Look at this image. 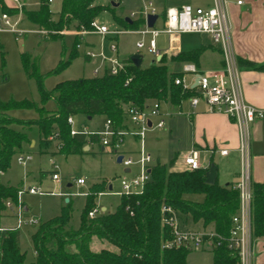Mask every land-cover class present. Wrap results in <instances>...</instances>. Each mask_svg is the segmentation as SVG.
Listing matches in <instances>:
<instances>
[{"label": "trees", "instance_id": "trees-1", "mask_svg": "<svg viewBox=\"0 0 264 264\" xmlns=\"http://www.w3.org/2000/svg\"><path fill=\"white\" fill-rule=\"evenodd\" d=\"M95 1L62 0L57 19L52 18L49 0H39L38 8L23 11L27 20L45 30L57 32L72 27L88 29L91 22L107 9L106 5ZM0 4L1 11L9 14L16 12L2 0ZM110 6L113 7L112 4ZM115 19L128 29H137L144 22L142 18ZM51 34L53 39L64 37L58 32ZM74 37L69 57L60 59L48 73H39L33 64L29 75L37 82L40 102L29 99L0 101V172L6 171L12 156L24 143L30 142L26 133L13 128V124L37 126L43 148L49 142L48 136L53 135L59 139L58 152L77 154L83 152L88 142L99 141V136L95 133L71 135L68 117H82L86 120L89 116L103 115L111 119L114 126L122 127L126 109L130 105L143 108L149 101L155 100L178 106L182 99L192 94L174 83V78L182 74L170 70L163 57L146 67L128 58L124 61V69L118 74L113 75L105 70L101 75L57 82L51 90H47L43 84L45 75L62 71L78 55L76 45L80 38ZM202 50L180 51L171 60L197 64ZM22 61L27 69L29 60L25 54L22 55ZM239 64L264 70V65L241 59ZM51 98L56 102L55 110L44 107V103ZM12 109H35L38 117L20 119L9 115ZM175 160L174 156L168 163H155L151 170V180L142 192L121 195L113 212H100L94 217H88V212L96 206L97 194L108 187L105 181L93 184L86 195L76 228L69 226L72 209L69 200L62 206L59 215L40 222L30 235L34 257L29 262L26 260V251L20 247L19 229L4 228L0 231V264H187L190 250L185 247H162L164 240L170 238V233L161 224V206H171L183 228H193L200 224L203 228L209 226L219 233L227 234L231 227V217L238 209L239 195L235 183L222 185L218 178L213 184L206 183L209 167L172 170ZM19 189L0 182V214L7 209L6 201L17 202ZM252 191L251 235L255 238L264 236V181L252 183ZM189 194H202L203 197L199 201L193 200L187 198ZM93 237L110 243L116 249L103 247L93 251L90 248ZM211 254L212 264H236L238 260L237 255L226 246L213 248Z\"/></svg>", "mask_w": 264, "mask_h": 264}, {"label": "rangeland", "instance_id": "rangeland-1", "mask_svg": "<svg viewBox=\"0 0 264 264\" xmlns=\"http://www.w3.org/2000/svg\"><path fill=\"white\" fill-rule=\"evenodd\" d=\"M22 1H24L22 12L19 13L15 9L16 12L12 16L19 13L24 24H19L18 28L26 29L29 32L15 35L9 30L0 31V101L2 102L9 99H29L40 102L37 82L34 77H30L29 75L33 70V64L37 66L39 73H48V71L56 66L60 59H67L69 57L75 42V37L70 34H66L62 38L53 39L51 37L53 31L46 30V34H40L35 31L38 28L26 21L27 18L23 10L37 8L39 0ZM149 1L153 2L156 7V13L160 15L155 24L156 28H161L163 11L166 8L175 7L185 2V0H121L118 6L110 8L111 0H96L95 3L106 5L107 7L106 10L97 16V19L100 23L113 28L118 25L115 17L130 18L132 12L139 11L144 2ZM192 2L196 6L194 1ZM61 4L62 0H51L49 3L53 19H57L58 13L61 10ZM5 5L8 6L7 4ZM8 7L14 9L12 6ZM137 15L134 18H137ZM1 24L2 22L0 21ZM125 28L128 29L127 27ZM71 29L74 28L72 27ZM42 30L45 29L42 28ZM54 32L57 33L58 31ZM187 35L188 37H192L193 41L195 39L198 41L202 37L198 34ZM88 36V40L94 43L95 52L100 51L102 46H106L107 49L110 43L108 37L102 40L97 35L90 34ZM138 38H140V35L134 33L119 35V55L123 58L135 57L138 59L140 65H147L153 59V56L146 48L136 49L135 42ZM158 38L164 41L167 36L160 34ZM144 39L147 40L148 38L144 37ZM184 48H188V46L184 44ZM23 54L29 60V67L27 69L24 67L22 61ZM97 58L95 57L88 61L84 58L82 52L79 51L78 55L71 59L70 64L65 69L55 74L45 75L43 79L45 88L51 90L57 82L94 75V68H98L99 60ZM168 67L171 70L177 68L172 63H169ZM44 107L47 110H55V100L53 98L48 99L44 103ZM8 113L20 119H34L38 117V112L35 109H12ZM104 120V116L102 115H95L91 119L86 120L82 117H76L73 127L78 129L87 127L89 131H96L103 126ZM169 123L170 120L168 119V126ZM12 127L25 132L30 142L24 143L23 147L12 156L9 168L0 174V182L23 189L20 195L21 208L23 210L20 213V219L23 223V226L20 228V247L22 251H26V260L30 261L33 260L30 234L35 231L40 222L59 215L62 206L67 203L65 199L68 198L71 201L72 208L69 226L76 228L79 225L80 214L85 204V193H87L88 187L95 182L108 179L113 184L115 190H119V179L124 174L125 168L122 163L117 162L118 153L116 151L119 149L114 151L110 146H105V150H101L99 141L93 142L94 144L90 150L77 154H65L58 152L59 139L53 135L48 136L49 142L43 148L41 145L42 136L37 126L22 127L13 124ZM146 142L147 146L151 143L155 145L153 150L150 151L161 162L166 163L173 157L174 151L177 148H184L179 150H187L179 134L177 135L174 132L169 134L167 129L147 131ZM18 154H29L31 155V160L25 166H21L16 161ZM131 157L134 158L135 156ZM215 164L220 166V168L222 167V163L218 160L215 161ZM223 170L219 169L220 176ZM54 172L58 176L57 180L52 179V173ZM77 178L85 179V184H76ZM68 183L72 185L68 186ZM29 187L38 188L39 191L37 193H29ZM41 191H44V193ZM202 197V194L187 195V198L198 201ZM119 198L117 195L110 194L100 196L99 201H102L107 207L106 211L101 212H113L119 203ZM23 203L28 206L27 211H24ZM8 212H11L13 215L0 216L1 227H12L17 223L16 207L2 211L4 214H8ZM33 218L38 219L39 223L33 225L24 224ZM104 243L107 247L116 249L110 243L106 241ZM91 247L96 249L97 244L93 242ZM210 260L211 254L209 252L191 251L187 256V264H208Z\"/></svg>", "mask_w": 264, "mask_h": 264}, {"label": "built area", "instance_id": "built-area-1", "mask_svg": "<svg viewBox=\"0 0 264 264\" xmlns=\"http://www.w3.org/2000/svg\"><path fill=\"white\" fill-rule=\"evenodd\" d=\"M10 5L19 13L22 12L24 1L9 0ZM51 0H49L50 2ZM119 2L121 0H112ZM242 0H236L237 4H241ZM4 3V0H3ZM12 16L7 12L1 11L0 4V25L1 30H9L15 35H21L27 30L18 28L20 14ZM143 19V25L137 29H126L122 27H113L100 23L98 20H93L90 28H66L58 31L60 34H70L79 36L80 42L76 45L77 49L82 52L88 59L98 57L103 63H107V70L110 74H118L124 69V62L117 56V43L115 37L124 33H138L142 37L149 35L145 41L143 38L136 42L137 48H146L154 55H160L157 48L156 37L160 33H165L169 36V41L176 34L180 33H205L208 34L213 43L220 47L224 66L221 70L202 71L194 63H184L181 67V76L174 78V83L180 85L183 91L192 92L186 96L192 108H195L200 102L206 105V109L210 112H221L234 120L238 128V154H239V169L237 179L234 184L238 190L239 205L237 212L231 217V227L227 234H222L214 229H192L183 228L180 225L176 211L169 205L161 206V224L169 230L170 238L164 240L162 247L165 249H173L185 247L190 251H206L212 252L213 248L226 246L232 250L238 257L236 264H252V235H251V215H252V181H251V153H250V125L257 119L262 118L263 111L245 102L242 94V89L239 82V68L228 38V25L226 15L220 5V0H213L210 6H194L191 4H183L179 7H169L165 10L162 19L161 28L154 26L148 27L147 16L156 14V7L152 1L144 2L143 6L137 12H132L131 17ZM40 33L46 34V30H39ZM53 33H55L53 31ZM98 35L102 40L107 36L112 37L109 43V49L112 55L107 56L101 50L95 52L93 47L84 44L83 37L85 35ZM94 73H98V69H94ZM128 81V80H127ZM196 83V84H195ZM126 116L133 123L134 129L128 130L122 127L114 126L111 119L106 118L100 130L89 131L86 127L76 129L73 127L74 117H68L70 124V134L84 133L86 135L95 133L99 136L102 146H110L115 151L119 149L123 142V137L126 134H131L141 143L140 149L136 156L132 158L129 155H122V163L125 166L137 165L138 170L135 174H125L119 179L120 189L113 191L105 189L99 192L97 196L103 194H114L121 196L123 194L140 193L145 185L151 180L152 156L145 149L144 139L146 132L152 128H162L165 125V120L160 111V102L152 101L146 107L139 108L135 105H130L126 109ZM153 118L156 121H153ZM148 121L151 122L148 125ZM211 149L210 152H215ZM222 155L227 154V149H219ZM31 160L29 154H18L16 161L25 165ZM181 170H195L202 168L199 151L196 148H191L181 158ZM1 174V172H0ZM52 179L57 180L58 176L52 173ZM76 184H85V179L77 178ZM23 189L20 188L17 193V202L12 203L6 201L7 209L16 207L17 223L14 228L20 229L23 223L20 219L21 208L20 195ZM38 188L29 187V193H37ZM44 193V191H41ZM88 193V192H87ZM85 193V195H87ZM15 205V206H14ZM101 212L99 206H95L88 212V217H94ZM14 214V215H15ZM38 219H32L25 222V225L38 224ZM4 227L0 226V231Z\"/></svg>", "mask_w": 264, "mask_h": 264}, {"label": "crops", "instance_id": "crops-1", "mask_svg": "<svg viewBox=\"0 0 264 264\" xmlns=\"http://www.w3.org/2000/svg\"><path fill=\"white\" fill-rule=\"evenodd\" d=\"M186 1L187 0H185V2H182L175 7H179L183 4L193 5L192 1H194L196 6H210L213 4V0H191V2H189L190 0L187 2ZM111 2L113 1L111 0ZM120 2L121 1L115 2L117 3L116 6H118ZM4 3L7 4L8 6H11L9 0H4ZM220 5L226 15L229 43L239 68V82L242 89L243 98L246 103L263 111L262 118L255 120L250 125L251 181L252 183L263 182L264 181V70L254 68L246 64L240 65L239 60L241 59V60L249 61L256 65H264V0H242L241 4H237L236 0H220ZM165 10L163 11V16ZM159 16L160 15H158L156 21L159 19ZM127 19L135 20L137 18L127 17ZM96 20L98 19L96 18ZM26 21L32 24L29 20L26 19ZM19 24H24V21H22L21 16L19 18L18 25ZM114 27L125 28L120 24ZM37 28L38 29L35 31L40 33L39 30L42 28L39 27ZM27 32L29 31L27 30L23 34H26ZM134 34H138V33H134ZM160 34H165V33H160ZM160 34L156 37L157 48L159 50L160 55L156 56L150 53L153 56V59L150 61L149 64L158 61L157 59L159 57H163L166 61L167 66L169 63L175 64L177 66V68L172 69V71L180 72L181 67L184 63H189V62L194 63V62L173 61L171 60V57L178 54L180 51H192L195 49H203L201 54L199 55L197 64L194 63L197 65V67L200 70L215 71V70H221L223 68L224 61L220 47L213 43L211 37L208 34L180 33V34H176L172 38V41H169V36L167 34H165L167 38L164 41L159 39L158 37L160 36ZM187 34H198L201 35L202 37H200L198 41H196L197 39L193 41L192 37H188ZM88 37H89L88 35H85L83 37L84 44L90 45L94 49V43L88 40ZM107 37L110 40L112 39V37L110 36ZM118 37L114 38L117 43L116 54L118 58L124 62L128 58H132V57L130 56L128 58H123L119 55ZM144 37L149 38V35H145ZM144 37L140 35V38H138L137 41L141 40L142 38L144 39ZM136 42H135L136 49L137 50L142 49V48H137ZM184 44L188 46V48H184ZM102 50L107 56L112 55V52L109 49V44L107 46V49L106 46H102ZM97 59L99 60L97 66L98 73L95 74L94 70L93 73L94 75H101L105 71V67H107V63H103L100 58ZM86 60L90 61L91 59L87 58ZM149 64L141 65V66L146 67ZM151 103L152 101H149L147 103V106L150 105ZM160 111L162 117L165 120V125L162 128L152 127L149 130L152 131V130L167 129V131H169V134H172L173 132L176 133L177 135L179 134L182 141L184 142L185 149H187V150H179L184 148H177L174 151L173 157L175 156L176 160L173 164V167L171 168L172 170H178V169L181 170L182 156L186 154L191 148H196L199 151L203 168L210 167V165L215 164V161L217 160L222 163L221 168L220 166L215 164L217 166V171H218L217 178L220 184L226 185L229 183L236 182L237 173L239 169V154L237 150L238 128L232 118L221 112L208 111L206 109V105L203 102H200L195 108H192L189 104L187 97L182 99V101L178 106L171 105L166 101H160ZM75 118L76 117H74V122H75ZM104 119L106 118L104 117ZM168 119L170 120L169 126H168ZM153 121H156V119L153 118ZM122 128L128 130L134 129L133 123L129 120L127 116H125ZM93 144H94L93 142H88L83 147V151L90 150ZM144 146L145 149L152 156V166L158 162L162 164L166 163V162H161L158 157H155L152 154L151 151L153 150V147L155 145L151 143L147 146L146 135L144 139ZM140 147H141V143L137 139H135V137H133L131 134H126L123 137V142L120 145L119 150L116 152L118 153V155L126 154L129 156H136V153L140 149ZM100 148L101 150H105V146H102L101 142H100ZM211 149H215L216 151L211 153L210 152ZM219 149H227L228 152L227 154L222 155L219 152ZM25 165H21V166H25ZM123 166L125 168L124 169L125 172L123 175L125 174L131 175L137 173L138 170L137 165L125 166L123 164ZM219 169H224L221 173V176ZM102 181H105L106 184H108L107 189L117 191L115 190L113 184L108 179ZM95 183H100V182H95ZM93 184H91L88 187L87 192L89 191L90 187ZM67 185L71 186L72 184L68 183ZM103 195H107V194H103ZM110 195H114V194H110ZM100 196H97L96 198V206H99L101 211H106L107 209L106 205L103 204L102 201H99ZM23 206H24V211H27L28 206L24 205V203ZM12 215L13 214L11 212H8V214L7 213L0 214V216H12ZM4 228H9V227H4ZM192 229H211V227L208 226L206 228H203L201 227L200 224H197ZM19 240H20V234H19ZM93 242L97 244L96 249L91 247ZM104 242L105 241H100L96 237H93L90 242V248L93 251H99L101 248L107 247ZM251 249H252V264H264V236L252 238ZM202 252H206V251H202ZM209 253L211 254V252ZM33 257H34V251H33ZM208 264H212V254H211L210 263Z\"/></svg>", "mask_w": 264, "mask_h": 264}, {"label": "water", "instance_id": "water-1", "mask_svg": "<svg viewBox=\"0 0 264 264\" xmlns=\"http://www.w3.org/2000/svg\"><path fill=\"white\" fill-rule=\"evenodd\" d=\"M111 4H112V6H116L117 3L112 2ZM157 18H158V14H149L147 16V25H148V27L154 26V23H155ZM159 59H160V57L157 60H159ZM132 61L134 63H138V59L135 58V57H132ZM90 118L91 117L89 116L88 119H90ZM150 124H151V122L148 121V125H150ZM117 162L118 163L122 162V155H118L117 156ZM217 174H218L217 166L215 164H211L209 169H208V171L206 172V183L213 184L215 182L216 178H217ZM65 201L67 202L68 199L66 198Z\"/></svg>", "mask_w": 264, "mask_h": 264}]
</instances>
